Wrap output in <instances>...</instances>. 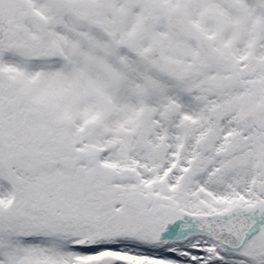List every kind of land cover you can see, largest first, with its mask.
Wrapping results in <instances>:
<instances>
[{
    "label": "snow or ice",
    "instance_id": "1",
    "mask_svg": "<svg viewBox=\"0 0 264 264\" xmlns=\"http://www.w3.org/2000/svg\"><path fill=\"white\" fill-rule=\"evenodd\" d=\"M0 264H264V0H0Z\"/></svg>",
    "mask_w": 264,
    "mask_h": 264
}]
</instances>
